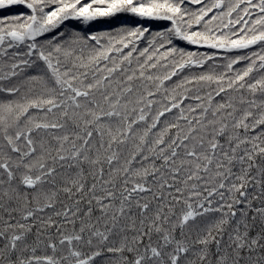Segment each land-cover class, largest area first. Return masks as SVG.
I'll use <instances>...</instances> for the list:
<instances>
[{"label":"snow or ice","instance_id":"1","mask_svg":"<svg viewBox=\"0 0 264 264\" xmlns=\"http://www.w3.org/2000/svg\"><path fill=\"white\" fill-rule=\"evenodd\" d=\"M0 13V264H264V0Z\"/></svg>","mask_w":264,"mask_h":264},{"label":"trees","instance_id":"2","mask_svg":"<svg viewBox=\"0 0 264 264\" xmlns=\"http://www.w3.org/2000/svg\"><path fill=\"white\" fill-rule=\"evenodd\" d=\"M19 10H22V9L14 8L11 11H19ZM0 14H3V13H0ZM116 22H117L118 26L122 25V24L135 23V21L133 19L129 18V17L121 16V17H118V18H116L114 20H111V21H100V22L94 23L91 27H92L93 30H107V29H111V28L116 27V26H114V24ZM76 26L79 27L78 24ZM152 26H153V28L162 27V25L160 23H154Z\"/></svg>","mask_w":264,"mask_h":264},{"label":"rangeland","instance_id":"3","mask_svg":"<svg viewBox=\"0 0 264 264\" xmlns=\"http://www.w3.org/2000/svg\"><path fill=\"white\" fill-rule=\"evenodd\" d=\"M114 26H118V25H117V22L114 24Z\"/></svg>","mask_w":264,"mask_h":264}]
</instances>
